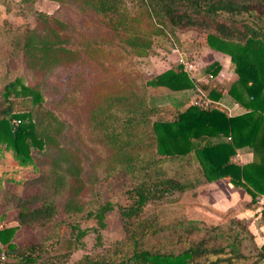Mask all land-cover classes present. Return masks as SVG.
Wrapping results in <instances>:
<instances>
[{
    "label": "trees",
    "instance_id": "trees-1",
    "mask_svg": "<svg viewBox=\"0 0 264 264\" xmlns=\"http://www.w3.org/2000/svg\"><path fill=\"white\" fill-rule=\"evenodd\" d=\"M57 1L60 7L53 13L38 12L41 32L0 21V53L5 62L12 56L29 67L32 79L18 93L30 94L34 104L27 111H15L10 95L21 78L6 84L5 101L0 102V144L12 150L18 166L0 176V187L12 180L20 188L27 171L45 179L42 191L32 195L40 204L21 211L16 226L0 230V250L17 257L11 264L37 260L34 251L43 246L35 230L56 223L57 199L63 192L66 212L76 214L93 200L84 177L90 159L100 168L146 172L131 190L133 202L121 207L129 230L131 219L149 201L221 179L245 189L250 204L257 203L264 195V0ZM72 6L75 12L92 11L104 27L84 28L70 12ZM189 30L204 32L212 49L230 56L237 78L229 93L245 111L229 115L218 105L181 109L175 104L177 110L167 116L168 110L150 94L149 87H195L183 64L150 77L137 64V58L154 53L156 36ZM68 67H78L76 81L57 108L46 105L43 81H54V74ZM221 67L215 61L205 72L216 76ZM201 84L212 99L222 97L218 86ZM83 108L93 136L85 141L87 152L78 143L64 142L69 127L64 111L82 115ZM33 147L40 152L38 161ZM238 149L250 150L253 159L234 160ZM163 161L178 163V175L156 171ZM112 208L113 203L105 202L88 214L103 224ZM127 239L133 241L132 249L123 251L126 243L119 241L98 258L83 256L79 264H233L242 257L235 247L229 256H221L227 255L225 247L209 246L205 238L178 251L145 247L134 232ZM261 249L264 256V242ZM209 255L217 258L209 260Z\"/></svg>",
    "mask_w": 264,
    "mask_h": 264
},
{
    "label": "rangeland",
    "instance_id": "rangeland-1",
    "mask_svg": "<svg viewBox=\"0 0 264 264\" xmlns=\"http://www.w3.org/2000/svg\"><path fill=\"white\" fill-rule=\"evenodd\" d=\"M2 2L5 3L0 11V21L7 20L13 28H34L39 32L43 29V23L38 12L53 13L60 7L57 0L23 2L2 0ZM74 8V6L69 8L71 13L75 12ZM73 15L84 28L93 29L101 25V21L92 11L75 12ZM182 55L186 57V65L191 68V73H187L206 94L208 89H205L201 83L218 86L222 96L232 97L229 89L237 78L234 64L229 55L212 49L207 44L204 32L189 30L158 35L155 38L154 53L137 58V64L146 76L150 77L182 64L180 61ZM215 61L222 67L216 76H212L211 73H206L205 69ZM77 70L78 67L62 68L54 74V81L50 78L43 81L41 89L46 105L57 108L55 104L65 98L66 92L76 81ZM17 77L21 78V83L16 84V91H12L10 100L14 102L15 111L23 112L34 105L30 94L18 93L21 92L22 84L28 85L31 81V71L25 63L15 57L10 56L5 62L0 53V102L5 101L6 84ZM149 92L159 105L168 110L164 113L167 116L170 114L169 111L175 113L177 110L175 104H179L181 109L193 104V88L173 91L159 86L149 87ZM81 110H84L82 115H76V111L70 113L64 111L69 124L64 142L70 146L73 142L78 143L82 150L87 152L85 141L91 142L93 136L91 128L87 126V112L84 108ZM32 150L38 161L39 150L35 147ZM177 164L163 161L159 163L156 171L177 176L180 172ZM145 173L144 171L128 172L119 168L109 170L107 166L100 168L90 159L84 177L90 185L89 194L93 200H90L82 211L74 214L63 209L67 192H63L58 197L54 217L56 223L35 230L36 241L43 247L34 251L37 260L32 264H79L83 256L98 258L119 241L126 243L121 247L123 251L130 250L133 241L128 240L127 237L131 232L142 239L143 246L153 250L178 251L191 241L196 242L205 238L209 240V246L225 247L227 255L221 256H229L231 248H237L242 257L235 259L233 264H264L261 249V244L264 242V214H261V211L264 212V209L259 202L250 204V194L225 179L203 183L183 193L174 192L149 201L139 215L131 219L130 230L127 229L121 207L133 202L131 190L143 181L147 176ZM12 182L14 181L11 180ZM21 182L18 189L16 185L8 182L4 183L3 188L0 187V220L4 223V227L16 226L21 211L34 208L41 202L32 200V195L42 191L45 184L44 177L27 171ZM12 190L14 194H6ZM105 202L113 203V208L106 212L102 224L98 216L88 213L96 208L97 204ZM216 258V255H209V260ZM11 259L15 260L17 257L11 256Z\"/></svg>",
    "mask_w": 264,
    "mask_h": 264
},
{
    "label": "crops",
    "instance_id": "crops-1",
    "mask_svg": "<svg viewBox=\"0 0 264 264\" xmlns=\"http://www.w3.org/2000/svg\"><path fill=\"white\" fill-rule=\"evenodd\" d=\"M4 3L2 0H0V11H2L1 9ZM217 101H219L218 106L222 107L229 115L238 114L245 111V108L241 104H238V106L236 105L237 102L232 97L229 98L228 96L224 95ZM252 159L253 153L248 149H240L234 157V160H238L242 163H246ZM17 166L18 161L15 159L12 150L8 149L4 143L0 144V176H2L4 172L13 171V169H15ZM219 181H222V179ZM7 182L14 186L16 185L14 182L11 183V181L8 180L4 181L5 184ZM258 202L264 209V195L259 197ZM261 214H264V212L261 211Z\"/></svg>",
    "mask_w": 264,
    "mask_h": 264
},
{
    "label": "built area",
    "instance_id": "built-area-1",
    "mask_svg": "<svg viewBox=\"0 0 264 264\" xmlns=\"http://www.w3.org/2000/svg\"><path fill=\"white\" fill-rule=\"evenodd\" d=\"M185 59L186 57L183 55L180 57L181 63L184 64L183 66L185 71L191 73V68H189V66L186 65L187 62ZM192 103L201 108H209L218 105L219 101L209 97V95L206 94V92L202 89L201 86L195 84V87L193 88ZM236 105L238 106V103H236ZM12 122L16 124L18 121L16 119H12ZM2 228H4V223L0 220V230ZM11 263H12L11 255L5 248L2 247L0 250V264H11Z\"/></svg>",
    "mask_w": 264,
    "mask_h": 264
}]
</instances>
